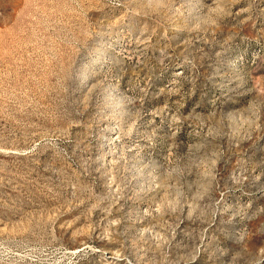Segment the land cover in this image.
<instances>
[{
    "label": "rangeland",
    "instance_id": "rangeland-1",
    "mask_svg": "<svg viewBox=\"0 0 264 264\" xmlns=\"http://www.w3.org/2000/svg\"><path fill=\"white\" fill-rule=\"evenodd\" d=\"M0 264H264V0H0Z\"/></svg>",
    "mask_w": 264,
    "mask_h": 264
}]
</instances>
